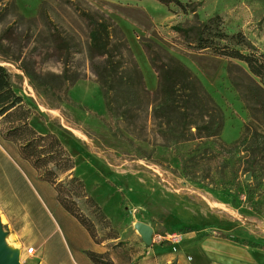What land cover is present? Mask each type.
I'll return each mask as SVG.
<instances>
[{"label":"rangeland","instance_id":"374dc122","mask_svg":"<svg viewBox=\"0 0 264 264\" xmlns=\"http://www.w3.org/2000/svg\"><path fill=\"white\" fill-rule=\"evenodd\" d=\"M179 1L188 13L154 0L0 3V36H5L0 67L29 110L28 126L39 136L56 138L65 154L56 164L48 163V155L33 163L24 160V142L13 140L9 120L0 118V224L6 236L21 244L20 263L56 258L54 264H64L65 256L84 246L82 238L88 239L59 205V194L93 224L98 243L91 249L104 252L112 264H123L128 255L148 248L164 256L175 253L163 239L173 233L182 237L177 251L187 257L183 264H215L201 253L205 237L258 250L256 264H264L263 187L255 188L252 180L251 148L235 144L245 132L243 142L264 137L246 96L252 81L264 91V76L254 78L236 60L191 52L172 30L219 16L225 33H241L253 46L244 54L258 53L264 59V0ZM90 18L112 23L116 37L125 41L149 94L148 114L157 77L141 43L152 44L160 60L172 57L187 68L221 111L218 139L166 143L156 136L147 114L109 116L87 57ZM64 69L70 83L58 90L55 76ZM247 173L250 181L244 180ZM87 198L97 205L101 219L96 220ZM136 223L152 229L149 245L134 230ZM29 248L35 250L34 258L26 255Z\"/></svg>","mask_w":264,"mask_h":264},{"label":"trees","instance_id":"16d2710c","mask_svg":"<svg viewBox=\"0 0 264 264\" xmlns=\"http://www.w3.org/2000/svg\"><path fill=\"white\" fill-rule=\"evenodd\" d=\"M3 0H0V3ZM142 1V0H125ZM164 7L174 5L183 13L189 10L179 0H154ZM195 15V11L192 10ZM89 43L87 57L90 69L101 91L104 108L109 116L119 119L139 118L141 113L147 114L156 127L155 133L164 142H194L218 139L223 118L220 109L213 102L209 94L201 86L197 78L179 61L172 57L165 61L159 59L153 45L142 42L141 47L148 57L157 77V89L154 99L149 103L151 111L148 114L145 106L149 94L144 88L143 79L135 62L130 56L129 48L122 37L117 38L118 30L104 18L98 21L89 20ZM172 30L183 40L184 47L194 53H207L220 59L236 60L243 63L248 72L258 79L264 76V59L261 54H244V49H253V46L241 33L227 34L223 31V20L219 16L211 17L204 22L195 21L188 27L174 26ZM118 35V34H117ZM0 36V52L3 49ZM59 43V41H58ZM61 49L60 51H62ZM67 71L55 76L58 90L65 88L70 82ZM75 78L71 80V83ZM247 101L253 105L259 115L264 130V91L254 81L248 87ZM30 117L20 97L15 95L9 87L5 70L0 67V118L9 120L12 127L10 134L13 140L24 142L22 157L26 161L38 160L43 155L51 159L48 163L56 164L64 151L53 136H39L27 124ZM245 134L235 142L236 145L251 148V161L249 170L254 174L255 188L262 186L264 195V137L256 142H243ZM41 144H45L41 146ZM219 148L228 149L223 144ZM33 163V162H32ZM46 163L45 166L48 164ZM36 168V166H33ZM70 167L63 168V171ZM82 187V185H80ZM77 197H84L76 194ZM61 208L68 213L86 232L94 244H97L93 224L88 221L75 208L66 205L65 201L57 195ZM87 203L92 205L94 215L102 218L99 208L89 198ZM93 264H112L104 254L91 251L85 252Z\"/></svg>","mask_w":264,"mask_h":264},{"label":"crops","instance_id":"0c3cea01","mask_svg":"<svg viewBox=\"0 0 264 264\" xmlns=\"http://www.w3.org/2000/svg\"><path fill=\"white\" fill-rule=\"evenodd\" d=\"M70 239L74 238L70 237ZM82 241H84V246H78V252H76L74 256L72 255L69 258L65 256L64 264H93L86 256L85 252L91 251L97 254L104 253L92 251L91 247L95 244L91 241L89 237L87 240L83 237ZM73 243L78 245L77 241L75 240L73 241ZM87 244L88 246L86 247ZM180 248L181 244L179 245L178 249ZM200 249L201 253L208 259H211L215 264H256V255H258L259 253L258 250L243 246L235 241L218 239L214 237L203 238L200 242ZM186 258V255L182 251H177L175 253L170 254L169 256H164L162 252L148 248L138 253L134 257L128 255L123 264H175L173 263V261L175 260L176 264H183ZM52 262L53 264L56 263V258L50 259L49 263L39 260L37 264H51ZM111 262L114 263L113 261ZM21 264L25 263H22L21 261Z\"/></svg>","mask_w":264,"mask_h":264},{"label":"water","instance_id":"95a60500","mask_svg":"<svg viewBox=\"0 0 264 264\" xmlns=\"http://www.w3.org/2000/svg\"><path fill=\"white\" fill-rule=\"evenodd\" d=\"M245 181L251 180V174L247 173L244 176ZM134 230L139 235L142 243L144 245H149L151 243L152 238V229L143 223H136L134 225ZM6 237L5 233L3 232L2 226L0 224V264H21L19 261L18 254H11L5 246L4 238Z\"/></svg>","mask_w":264,"mask_h":264},{"label":"built area","instance_id":"2783aa9c","mask_svg":"<svg viewBox=\"0 0 264 264\" xmlns=\"http://www.w3.org/2000/svg\"><path fill=\"white\" fill-rule=\"evenodd\" d=\"M163 239L171 246L172 252H177V249L182 242V237L176 233L169 234ZM35 253L36 252L33 248H29L28 250H26V255H28L29 257H33Z\"/></svg>","mask_w":264,"mask_h":264},{"label":"bare ground","instance_id":"6f19581e","mask_svg":"<svg viewBox=\"0 0 264 264\" xmlns=\"http://www.w3.org/2000/svg\"><path fill=\"white\" fill-rule=\"evenodd\" d=\"M17 200H23L22 197L17 198ZM135 225V224H134ZM137 233V232H136ZM4 243L6 246V249L11 253V254H18L19 256H21V244L16 243L14 241V238H12L11 236H6L4 238ZM20 258V257H19Z\"/></svg>","mask_w":264,"mask_h":264}]
</instances>
